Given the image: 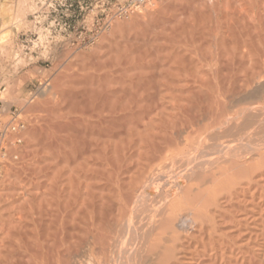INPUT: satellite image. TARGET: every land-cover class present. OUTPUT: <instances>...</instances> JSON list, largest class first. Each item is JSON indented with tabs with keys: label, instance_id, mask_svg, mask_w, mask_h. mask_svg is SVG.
<instances>
[{
	"label": "bare ground",
	"instance_id": "bare-ground-1",
	"mask_svg": "<svg viewBox=\"0 0 264 264\" xmlns=\"http://www.w3.org/2000/svg\"><path fill=\"white\" fill-rule=\"evenodd\" d=\"M176 1L151 0L131 13L125 28L138 27L141 42L113 40L127 47L116 56L119 74L98 81L67 68L51 82L58 98L46 102L47 113L57 118L47 119L51 132L33 134L35 148L41 145L55 161L69 143L55 133L66 135L78 124L57 119L76 106L93 119H85L94 134L93 154H84L86 141L71 143L70 155L81 157L76 192L57 204L61 213L49 220L53 232L44 247L32 248L30 261L19 264H264V4L237 11L243 24L205 25L192 17L179 26ZM222 14L227 21L232 16ZM120 22L114 20L110 34L121 35ZM180 28L190 31L189 57L180 50ZM206 35L223 47L207 58L195 56ZM70 155L64 152L62 160ZM67 176L66 190L74 179ZM39 183L30 187L37 190ZM0 229V246L17 236ZM13 255H1L0 264H13Z\"/></svg>",
	"mask_w": 264,
	"mask_h": 264
},
{
	"label": "rangeland",
	"instance_id": "rangeland-1",
	"mask_svg": "<svg viewBox=\"0 0 264 264\" xmlns=\"http://www.w3.org/2000/svg\"><path fill=\"white\" fill-rule=\"evenodd\" d=\"M20 1L21 0H0V146L3 148L2 156L0 158V225L3 224L4 229L6 228V232H13L17 234L16 238L14 239L5 238L4 246H0V253L1 255L11 252L14 253L15 255H13V257L10 259L13 264H19L20 259L29 262L32 248L39 246L42 249L44 247L45 242L48 238L47 237L48 233L53 232L52 227L50 229L47 227L49 220L50 219L53 220L55 216H57L58 214L60 215L61 209L59 208H61L60 206H62V202L65 199H68L65 197L66 196L65 193L71 192L75 194L76 192L75 191L77 187L76 184L78 182L76 176L77 173L79 172L78 169H80L79 168L80 165L78 164L80 163L79 161L81 160V157L77 155L76 156L72 155L73 156L72 157L70 155L71 145L73 144L74 146L77 147L79 140L80 141L84 140L83 142L86 141L85 143H87V145L84 143L86 145L84 154L85 153H89L88 155L93 154L94 145H93L92 135L94 134H91V130L86 128L85 125L86 120L92 121L93 119L89 113L82 112L76 106L73 107L72 108L73 110L71 109V111L67 113L66 116L63 117L60 116L57 119L60 121H76L78 122V124H75L73 128L74 131L66 135L65 133L58 132L59 134H57L54 132L56 135L62 138L65 137L66 139H68L69 142L66 148L60 149L57 152L58 154L56 153V159H54L55 161L52 162V160H49V158L47 157L48 154L46 153L47 151L44 150L41 147V145L35 148L34 142L36 140L35 141L33 140V138L35 137V135L33 134L35 133H37V135L40 134L41 132L39 131L41 129L44 131L46 129L47 131L51 132L52 129L48 130L49 129L48 123L50 122L47 123L48 125L46 124L47 119L48 121H50L51 119L55 120L57 118L56 116L54 117L48 115L47 113L48 105L46 104V102L48 100H53L51 99L52 97H54L55 100L56 98H58L56 97V93H54V90L52 91L53 87H51L52 86L51 82L54 80L56 76L59 75L58 74L59 72L61 74L64 72H68L67 68H70L69 71L70 70L71 71L73 70L75 72L79 71L84 74L87 72L86 74L93 75L95 76L94 78H101L98 81H101L102 78L107 75L108 76L117 75L119 74L120 71L118 69L119 67L115 65L117 61L116 56H119V54L122 55L124 53L125 48H127L125 47V45L122 46L120 45L124 43L122 41L125 40L130 44L131 43L138 44V42L139 43L141 42V37L139 35L140 29L138 27L133 26L134 29H130L126 26L128 29L125 28L126 25L125 23H127L126 20H130L132 17L131 14H129L127 16L117 18V21L120 22L121 20L120 23H122V26H124L123 31L127 29L130 30L128 31L129 33L127 31L125 32L122 31L120 36L119 34L112 35L110 34V32H112L111 30L112 27H111L106 32H103V34L101 33L97 38V40L91 45L74 44V39L76 38L77 34L80 31L82 32L84 31L83 28L78 27L74 29L71 27L64 30L63 28H59L58 26L50 23L52 14L47 13V9L45 7L40 8V5L42 4L43 0H24L22 4L19 3ZM169 1L171 2V0ZM186 1L187 0H180L179 3L177 4L175 3L176 4L175 8H177V11L174 13H176L177 19L179 21L178 22L179 26L180 24L185 25V23L189 25V22L191 21L190 19L192 17H197L198 18L197 21L200 18H202L203 23H205V25H209L216 22L221 25L231 24V23L238 25L239 21L240 23L243 24L244 21L241 22L242 20H239L238 19L239 17L236 20L237 11L239 14H243L246 11V9L248 10L259 9L262 7L260 5L264 4V1L262 0H260L261 2H259V0L258 2L257 0H250L249 3H247L246 0H238L234 3H231L230 5L227 4V6L226 4H224V0H202V1L188 0L190 2H186ZM19 6L22 9L19 8ZM33 7L35 8V10L40 8L38 13L33 12L32 10ZM144 9L142 8L140 10H144ZM140 10H138V12H140ZM223 11L225 12V14L227 12L230 13L233 16V17L231 16L230 19L233 18L232 20L233 21L235 20L236 23L229 21L230 20L229 18H228L229 22L227 21V19H223L226 18L224 17V14H222L224 13ZM233 14L234 15L236 14L235 17ZM221 16H223V18ZM7 18L9 19V21L5 22V24L2 25V21L3 20L6 21ZM207 22H209V24ZM186 29H187V33L185 29L183 30L180 28L181 33L178 30L177 35L178 33L180 34L177 37L178 40H180L179 44L181 45L183 43L181 45L183 46V50L181 46H180L181 48L180 50L184 51L185 49L186 51L184 55L186 57H189L190 56V52H189L190 38L188 35L189 28ZM154 31L155 29H153L152 31L150 30L149 31L150 33L149 32L148 33L154 34ZM134 36H135V40H134ZM148 36L150 37L152 35H148ZM103 37L108 39V42L107 40H104ZM121 37H125L126 39L122 38L124 40H121L120 44L115 46L117 43H119L117 41H119ZM138 37L139 39L137 43H135L137 40L136 38ZM206 37H201L203 38L202 40L204 43L200 41L201 39L197 40L199 44L200 42L203 44V45L200 44L198 46L196 45L197 48L200 46L204 51L205 49L208 48L211 51L214 47L216 50L217 48L220 49L223 47L221 46V44L217 43L216 39H213L214 38L213 36H211L212 38L209 37V39H208V35H206ZM118 38L119 40H117ZM128 38L129 41H127ZM131 39L134 41H132ZM204 39L208 41V45L210 44L209 45L210 47L209 46L206 47L207 41ZM113 40H117V41L114 42ZM209 40L211 41V43L209 42ZM106 42L107 43L110 42V44L108 45L112 46V48L107 47L108 45H106L107 44ZM112 43L114 44V46L112 45ZM212 43H214L215 46ZM199 48L196 50L200 51ZM108 49H114V50H110L113 53L110 52L111 54H109ZM215 49H213L214 52L213 51L207 52L208 51L207 50L205 51L206 53H204V51L202 50V52L200 51L201 53L195 52L193 54L195 56L197 55L200 57L202 56L204 58L207 55L210 57L212 56L211 53L214 54L216 53ZM5 81L6 83H8L9 86L7 84H4ZM14 83H18V87L15 88L14 86H12L14 85ZM94 86L95 85H92V88ZM12 87L15 88L16 91H14V89H11ZM3 95L6 98H8V99L5 98L7 100L6 103H8L5 105V107H3L4 103L2 104L1 101V97ZM58 102L59 104L61 103L60 105L65 104V101L60 100L57 101V105ZM30 103L31 105H28ZM60 105L58 106L59 107L64 106V105L62 106ZM3 109H5L8 112L5 111V113H3L4 112ZM63 111L64 110H62L61 112ZM43 115H44L43 118H39L40 116ZM88 135H90V137ZM87 137H89L90 140H92L90 141L91 144H89L90 143L88 142L89 138ZM64 152L67 153L68 156L69 155L71 156L69 157L68 162H64L62 160ZM88 155L87 154L84 155L85 157L83 158H86V156L88 157ZM45 157L48 159H46ZM29 168H31L32 170ZM27 170H31V171H27ZM50 170L53 171V173ZM75 170L78 172H76ZM48 171L50 172L51 175L47 174ZM16 174H18L19 176ZM67 175L69 176L73 175L72 177L74 179H71L70 182L72 186L70 185L71 187L69 186L68 189L66 190V188L64 187L66 183L64 176L68 177ZM62 179L64 180V182L62 181ZM38 181L40 182L39 189L40 188L41 189L40 190L37 189L38 190L37 191L30 186H34L35 184H38ZM53 185L54 187L52 190L50 189V186ZM43 190L44 191L46 190L45 191L46 194H44L45 192ZM39 191H43L44 193ZM40 193L46 195L45 196L46 198L43 199L44 196L42 194L39 196ZM53 194H55V196ZM35 197L36 198L41 197V199L40 198L36 199ZM35 203L36 204L39 203L38 205L40 206H38L39 207L38 209L34 207L36 205ZM45 203L46 204L49 203L51 206L50 205L47 206ZM57 204L60 205L59 208L56 207ZM55 208L56 210L58 208V213L56 214H55L56 210H54ZM9 221L15 223L16 225L17 224L19 225H17V227L10 226L9 228V226L7 227L5 225ZM3 226H0V228ZM2 230L0 229V235L3 233ZM17 253L23 254L22 255L23 258L16 256Z\"/></svg>",
	"mask_w": 264,
	"mask_h": 264
},
{
	"label": "built area",
	"instance_id": "built-area-1",
	"mask_svg": "<svg viewBox=\"0 0 264 264\" xmlns=\"http://www.w3.org/2000/svg\"><path fill=\"white\" fill-rule=\"evenodd\" d=\"M149 1L151 0H43L40 8L45 7L47 13L52 14L50 23L59 28L84 29L77 34L74 44L91 45L101 33L112 27L115 19L144 8ZM40 8L34 13H38ZM2 149L0 146V158Z\"/></svg>",
	"mask_w": 264,
	"mask_h": 264
}]
</instances>
